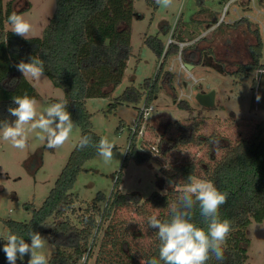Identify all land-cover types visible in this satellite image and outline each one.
Wrapping results in <instances>:
<instances>
[{"label": "rangeland", "instance_id": "obj_1", "mask_svg": "<svg viewBox=\"0 0 264 264\" xmlns=\"http://www.w3.org/2000/svg\"><path fill=\"white\" fill-rule=\"evenodd\" d=\"M227 1L173 0L171 7L159 5L154 11L148 0H134V10L138 16L130 25L132 55L123 68L121 84L110 92L108 97L93 96L86 102L92 116L94 132L101 137H107L116 145L113 149L114 158L105 162L98 155L86 162L78 174L72 190L77 201L74 211L67 217L73 224H79V216L99 193L110 197L121 170L120 190L128 194L138 193L145 201L158 190L157 176H161L163 170L172 165L193 161L198 165L197 178L204 179L205 169L212 168L227 152L225 145H235L240 139L250 137L256 125L264 121V73L257 70L249 79L240 83L231 76L239 63L251 61L249 47L254 43L253 34L244 23L235 29L225 28L226 25L247 18L252 28L259 29L264 45V0ZM9 2H12L13 12L30 23V38L42 37L54 15L56 0H3L4 9ZM225 4L226 22H221L222 26L217 27L207 25L219 20L216 17L218 13H223ZM181 7L182 11L177 18V11ZM9 28L10 25L6 24V29ZM177 28L182 30L185 38L192 41H178L175 37ZM151 36L160 38L164 51L172 44L181 52L182 49L198 42L200 49H210L218 61H223L226 73L221 74L201 64L194 69H187L182 65L184 62L180 55L170 56L164 64L157 99L151 104L153 109L146 114L135 140L138 151L147 150L152 159L138 163L131 158L126 166L122 167L130 146L133 127L140 109L145 104V96L140 101L116 104V100L128 87L133 86L143 91L144 82L156 78L164 55L159 57L146 43V39ZM262 63L264 64V50ZM167 72L172 74L174 93L165 83L164 75ZM27 80L38 94V113L51 104V101L64 98V91L54 86L45 74L38 81ZM202 91L215 92L214 107L206 108L198 103L197 95ZM257 93L260 94L259 101L256 100ZM113 104H116V109L112 108ZM193 121L200 122L198 135H215L224 140L223 145H218L220 150L201 137L197 138L195 143L180 146L164 156L161 155L160 141L178 135L175 122L187 125ZM74 123L70 139L56 149L46 147V141L38 138V129L28 130V146L23 150L12 147L10 142L0 140V240L6 239L8 235L6 221L28 222L33 212L26 209V206L32 205L39 209L55 187L81 137V128L77 122ZM100 207H104V203H101ZM153 213L158 215V212ZM147 220V217L138 214L135 207L117 210L112 218L105 222L93 256L85 258L80 264L86 261L88 264H97V260L103 257L124 259L129 263L133 258L141 263L152 245V233ZM54 226L55 221L48 219L40 228V234L46 239V244L39 251L46 255L49 264L56 254V246L51 242L49 233ZM107 228L112 235L104 239ZM247 236L250 244L246 264H264V221H252L247 228ZM112 237L127 241L125 251L131 259L126 258L117 249L105 248L106 253L99 252L101 241H111ZM28 259L29 257L25 256L23 262L19 259L17 264H27Z\"/></svg>", "mask_w": 264, "mask_h": 264}, {"label": "trees", "instance_id": "obj_2", "mask_svg": "<svg viewBox=\"0 0 264 264\" xmlns=\"http://www.w3.org/2000/svg\"><path fill=\"white\" fill-rule=\"evenodd\" d=\"M148 3L154 11L158 9L159 5L155 0H148ZM12 13V2H9L4 9L3 0H0V121L15 119L7 111L9 106H15L12 100L14 96L27 94L35 99L38 98L33 85L16 68L21 60L29 62L31 57H36L43 60L44 74L52 84L64 91L63 100H67V110L71 113L73 121L80 126L81 136L90 135L94 142H98L101 136L93 130L92 116L86 102L93 96L108 97L110 92L121 84L123 68L132 55L130 25L138 16L134 10V0H56L54 15L43 36L30 39H24L6 29L8 17ZM217 22L218 20L212 24ZM241 23L252 32L254 43L249 47L251 61L239 63L237 69L231 73L237 83L249 79L255 71L264 69L262 63L264 45L259 29L252 28L247 18L226 25L225 28L235 29ZM219 26H222V23ZM179 28L175 31V37L177 40H183L185 37ZM146 43L159 57L164 55L156 78L152 81L146 80L142 86L143 91L133 86L128 87L116 100V104L132 100L140 101L145 96L144 105L149 108L157 99L159 81L164 74V64L172 55H180L187 64L197 66L202 63L204 49L198 47V42L182 49L181 52L172 44L164 51V45L158 36L147 38ZM206 52L217 58L213 51ZM218 62L223 63V61ZM172 79L170 72L165 73V83L174 93ZM59 100L61 99L53 100L51 103ZM116 104L112 105L113 109H116ZM175 126L178 135L162 139L159 143V153L163 156L180 146L195 143L202 137L198 135L200 122L193 121L187 125L175 122ZM136 136L131 134L130 146L122 167H125L131 158L138 163L152 159L147 150L138 151L135 146ZM202 138L206 142H211L210 145L216 149L224 142L215 135ZM213 141H218L217 145L213 144ZM225 146L227 152L212 168L205 169L204 179L211 180L219 190L228 192V200L221 207L220 216L222 219L230 220L232 230L222 246L223 261L211 255L207 264H246L250 244L247 228L252 221H264V121L256 125L250 137L240 139L235 145ZM97 156L94 147L80 149L76 146L43 205L39 209H35L32 205L26 206V209L32 210V218L28 222L6 221L8 233L11 231L19 234L30 243L27 233L29 231L40 233L41 226L48 219H53L55 226L49 233L51 242L56 246V254L51 258L50 264H80L85 258H91L105 222L121 208L135 207L139 215L147 218L154 215L153 212H158V218L168 219L170 205L179 206V195L187 177L192 175L197 178L198 165L195 162L186 161L180 165H172L167 170H163L161 176H157L158 190L143 201L138 193L128 194L120 190L121 170L110 197L99 193L92 204H89L79 216V224L75 225L67 219L68 214L74 211L77 201L72 190L85 163ZM164 190L166 192H163ZM101 203H104V207H100ZM193 219L198 226L206 227L198 209L195 210ZM108 228L104 233V239L112 235ZM150 230L152 245L145 254L144 261L152 257L158 258L157 232L151 228ZM104 239L101 241L100 253H106L105 248L117 249L126 258L131 259L125 251L127 241H122L118 237H112L111 241L105 240L107 242ZM4 240H0V264H8L3 252ZM18 261L19 259L16 264ZM84 264H88L87 261ZM97 264L141 263L133 258L129 263L124 259L103 257L97 260Z\"/></svg>", "mask_w": 264, "mask_h": 264}, {"label": "clouds", "instance_id": "obj_3", "mask_svg": "<svg viewBox=\"0 0 264 264\" xmlns=\"http://www.w3.org/2000/svg\"><path fill=\"white\" fill-rule=\"evenodd\" d=\"M155 3L168 8L172 6L173 0H155ZM180 11L182 7L177 11V18ZM8 24L12 33L30 39L31 25L21 15L16 12L10 14ZM16 68L25 79L38 81L44 76V62L36 57H31L29 62L21 60ZM260 71L264 73V69ZM12 100L15 106H9L7 111L15 119L0 121V140L23 150L28 146V130L36 129L39 130L38 138L46 141L49 149L62 147L70 139L75 123L67 110V100L51 103L39 113L38 101L34 97L24 94L14 96ZM256 100H260L259 93ZM212 143L217 144L218 141ZM115 146L107 137L94 142L90 135L81 136L77 145L80 149L94 147L105 162L114 158ZM228 195L211 180L189 175L179 195V206L170 205L169 218L161 220L156 214L148 217V227L156 230L159 240L158 258L152 257L141 261V264H207L211 255L223 261L222 246L232 226L230 220L221 218L220 209L227 203ZM196 209L206 227H200L194 222ZM27 237L30 243L23 236L9 231L3 245L8 264H16L17 259L23 262L25 256L29 257L27 264H49L46 255L39 251L45 247L46 239L35 231H29Z\"/></svg>", "mask_w": 264, "mask_h": 264}, {"label": "water", "instance_id": "obj_4", "mask_svg": "<svg viewBox=\"0 0 264 264\" xmlns=\"http://www.w3.org/2000/svg\"><path fill=\"white\" fill-rule=\"evenodd\" d=\"M201 65L203 67L215 69L221 74L226 73L224 66L221 63L216 62L213 56L207 54H204ZM185 67L187 69H192L194 65L186 63ZM197 101L203 107L212 108L215 106V92L206 94L204 91H202L197 95Z\"/></svg>", "mask_w": 264, "mask_h": 264}, {"label": "built area", "instance_id": "obj_5", "mask_svg": "<svg viewBox=\"0 0 264 264\" xmlns=\"http://www.w3.org/2000/svg\"><path fill=\"white\" fill-rule=\"evenodd\" d=\"M226 15H227V7H225L223 13L221 14V17H220V23L221 22H224L225 21V18H226ZM172 40H170L171 42ZM153 109L152 106H150L149 108H146L145 105L140 109L139 111V115L136 119V122H135V125L133 127V131H132V136L134 134L138 135L139 133V130H140V127L141 125L143 124L144 122V118L146 117V114L151 111ZM137 137V136H136Z\"/></svg>", "mask_w": 264, "mask_h": 264}, {"label": "crops", "instance_id": "obj_6", "mask_svg": "<svg viewBox=\"0 0 264 264\" xmlns=\"http://www.w3.org/2000/svg\"><path fill=\"white\" fill-rule=\"evenodd\" d=\"M228 1H229V0H228ZM228 1H227V3H228ZM230 1H232V0H230ZM243 1H244V0H243ZM243 1H242V2H243ZM227 3H226V4H227ZM226 4L224 5V8H225ZM221 14H222V13H221ZM221 14L218 13V15H217V18L219 19L217 23L212 24V23L209 22L207 25H211V26L214 25V27H215V26H216V27L219 26V25H220V17H221ZM225 22H226V21H225ZM187 27H188V26H187ZM184 29H185V28H184ZM183 31H185V30H183ZM181 32H182V30H181ZM178 37H180V34H179ZM178 39H180V38H178ZM178 41H181V42H190V40L187 39V38H184L183 40H178ZM181 62H182V61H181ZM182 65L185 66L186 63H184V64L182 63ZM194 67H195V65H194ZM194 67H193L192 69H194Z\"/></svg>", "mask_w": 264, "mask_h": 264}, {"label": "flooded vegetation", "instance_id": "obj_7", "mask_svg": "<svg viewBox=\"0 0 264 264\" xmlns=\"http://www.w3.org/2000/svg\"><path fill=\"white\" fill-rule=\"evenodd\" d=\"M208 50H210V49H208ZM207 50H204L203 51V54H202V60H203V57H204V54H207V52H206ZM208 55V54H207ZM210 56H213L214 57V59H215V61L216 62H218V60H217V58L214 56V55H210ZM218 63H220V62H218ZM221 64H223V66H224V68H225V65H224V63H221ZM210 93V92H209ZM206 94H208V93H206Z\"/></svg>", "mask_w": 264, "mask_h": 264}]
</instances>
